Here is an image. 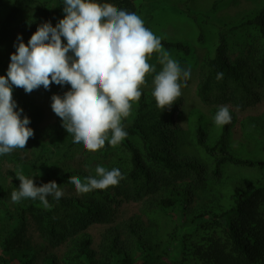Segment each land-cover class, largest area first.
Masks as SVG:
<instances>
[{
    "label": "trees",
    "instance_id": "obj_1",
    "mask_svg": "<svg viewBox=\"0 0 264 264\" xmlns=\"http://www.w3.org/2000/svg\"><path fill=\"white\" fill-rule=\"evenodd\" d=\"M137 1L98 0L134 12L148 22L158 0ZM222 1L214 0L211 9ZM63 9L64 0H0V75L7 74L10 57L17 50V37L22 36L27 43L42 23L50 21L54 26L55 18L62 19ZM233 28L239 29L236 38L223 27L217 31L211 50L201 62L198 95L205 102L215 103L216 108L211 123L199 117L187 132L197 154L177 149H181L177 146L181 131L172 112L182 99L177 98L170 110H162L153 95L142 92L130 114L122 118L127 136L119 144L113 147L106 141L99 151L86 150L94 165L90 164L87 173L61 170L59 160L65 168L67 160L82 155L83 144L74 142L60 117L39 128L43 114L32 92L13 87L17 110L23 108L22 117L30 118L34 136L21 151L14 149L4 154L3 160L0 157V162L12 164L6 171L11 183L0 184V251L16 264H37L46 244L65 249L61 257L46 251L41 264H138L134 246L144 255L141 264H264V110L241 121L242 140H235L232 131L237 122L235 108L246 109L264 98V6L253 18ZM157 37L166 49L185 55L191 52L183 40L164 33ZM70 88L53 83L50 90L41 86L35 91L45 92L52 103L53 94L63 96ZM228 104L233 107H228L231 122L215 124L218 109ZM98 166L118 168L124 178L106 189L63 194L58 201L50 195L49 208L39 198L11 199V193L19 190L17 173L28 178L39 174L34 177L37 186L55 180L61 189L76 190L69 177L78 176L82 182L89 176L99 179L95 171ZM119 198L144 203L146 223L138 215V220L128 224L141 235L132 244L122 240L119 227L108 228L99 256L93 249L89 227L111 222ZM30 223L42 244L28 236ZM147 227L152 229L150 234L144 233ZM175 243L180 258L177 262L166 258L167 248Z\"/></svg>",
    "mask_w": 264,
    "mask_h": 264
},
{
    "label": "clouds",
    "instance_id": "obj_2",
    "mask_svg": "<svg viewBox=\"0 0 264 264\" xmlns=\"http://www.w3.org/2000/svg\"><path fill=\"white\" fill-rule=\"evenodd\" d=\"M63 10V19L55 26L50 21L42 23L27 43L17 37L7 74L0 75V155L25 148L34 136L30 118L22 117L23 108L17 110L13 87L31 93L41 86L50 90L53 83L70 85L63 96L53 94L51 107L66 131L73 134L74 142L91 152L99 151L106 141L115 147L127 136L121 120L130 114L132 102L141 97L146 74L156 72L148 62L153 53H159L162 65L153 90L160 109H171L181 96V78L183 86L190 78L191 69H182L163 50L161 38L145 27L138 14L98 0H64ZM221 76L219 73L218 78ZM231 120L227 106H221L214 116L217 125ZM95 171L99 179L89 176L82 182L78 176L69 177L78 194L115 186L124 178L118 168L98 166ZM36 175L28 178L17 173L19 190L11 193V199L39 198L49 208L47 197L58 201L63 191L55 180L37 186Z\"/></svg>",
    "mask_w": 264,
    "mask_h": 264
},
{
    "label": "rangeland",
    "instance_id": "obj_3",
    "mask_svg": "<svg viewBox=\"0 0 264 264\" xmlns=\"http://www.w3.org/2000/svg\"><path fill=\"white\" fill-rule=\"evenodd\" d=\"M149 0H138L137 3ZM155 2V1H154ZM214 0H158L154 3L151 10V17L148 22L144 21L146 28L151 30L156 36H163V33L170 38L183 40L189 44L191 52L189 55L182 54L175 49H166L163 45V50L167 51L172 59L177 61L182 69H191L190 78L184 85L183 77L181 78V102H178L175 109L172 112V118L175 121L177 130L181 131V135L177 138V148L179 151L196 153L197 150L193 143L187 136L189 128L196 126V121L201 117L204 122L211 123L213 119L214 110L216 108L215 103H208L200 99L197 91L199 82V70L201 62L203 61L206 54L211 50L215 40L217 31L223 27L227 33H231L232 38H236L239 33V29L233 28L236 25H241L246 20L253 18L256 13L264 6V0H223L215 9H211ZM196 17V20L193 18ZM64 18V16H62ZM62 18V19H63ZM61 20V18L54 19V26ZM203 35V42H200L199 37ZM63 40V38H62ZM66 44L67 41L63 40ZM71 55V53H69ZM159 53H153L149 58L148 62L156 67V72H150L146 74V82L141 86V92H146L148 95H153L154 90V77L162 70V65L158 62ZM35 98V105L41 109L43 118L40 120L38 127L43 128L53 124L58 120V116L52 110V103L45 92L38 93L33 90L32 93ZM136 101H133L131 107L135 105ZM227 107L232 108L231 104ZM237 114V122L235 123L232 131L235 140H242V124L241 121L250 114H257L264 110V98L257 102L255 105H250L246 109L235 108ZM232 111V110H231ZM233 112V111H232ZM235 112V111H234ZM233 112V113H234ZM122 127L123 126L121 120ZM178 126V127H177ZM209 126V125H208ZM210 127V126H209ZM179 131V132H180ZM79 145V143H76ZM21 151L22 149H17ZM4 154L0 155L3 160ZM86 155V149L83 146L82 155L77 159H70L65 162V168H63L61 160H59V168L73 169L87 173L90 167V161ZM91 166H94L91 164ZM12 164L0 162V184L6 185L11 183L10 177L7 174V169L11 168ZM109 188V187H108ZM61 189V188H60ZM69 191H68V190ZM64 195L76 194L75 189L62 188ZM71 190V191H70ZM114 188L111 189V192ZM120 202L117 205L116 215L113 220L109 223H97L89 227V232L93 238V249L100 256L103 249V238L106 230L110 227H119L122 240L124 242L131 241L130 244L135 243L137 237L141 235L137 232H133L128 224L132 221L138 220V215H141L143 223H146L147 217L143 213L145 204L141 201H132L123 198H119ZM139 220V221H140ZM164 225L161 229H165ZM143 228V227H140ZM145 234H150L152 229L144 228ZM155 229V228H153ZM157 229H160L157 228ZM162 230V232H163ZM137 231V230H136ZM133 233H137L136 236ZM28 236L34 243L42 244V238L39 235L37 229L32 223L28 226ZM142 238V237H141ZM175 246V251L173 250ZM177 243L167 248L166 258L173 262L180 260L177 257ZM65 246L50 248L47 244L44 245L43 250L39 253V258L36 261L37 264H41V259L47 252L53 251L59 257L62 256ZM134 255L137 256V263L141 264L144 260V255L139 249L134 246ZM47 251V252H46ZM0 251V264H16L11 260L9 254L4 255ZM1 256L3 259H1ZM118 258H116L117 260Z\"/></svg>",
    "mask_w": 264,
    "mask_h": 264
}]
</instances>
